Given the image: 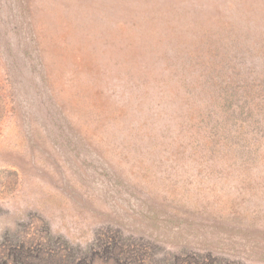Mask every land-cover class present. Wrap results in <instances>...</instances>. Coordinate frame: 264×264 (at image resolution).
I'll list each match as a JSON object with an SVG mask.
<instances>
[{
	"label": "rangeland",
	"instance_id": "374dc122",
	"mask_svg": "<svg viewBox=\"0 0 264 264\" xmlns=\"http://www.w3.org/2000/svg\"><path fill=\"white\" fill-rule=\"evenodd\" d=\"M0 264H264V0H0Z\"/></svg>",
	"mask_w": 264,
	"mask_h": 264
}]
</instances>
